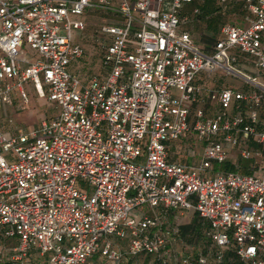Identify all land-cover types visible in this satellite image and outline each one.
<instances>
[{"label": "built area", "instance_id": "built-area-1", "mask_svg": "<svg viewBox=\"0 0 264 264\" xmlns=\"http://www.w3.org/2000/svg\"><path fill=\"white\" fill-rule=\"evenodd\" d=\"M193 1L0 0V106L31 89L54 110L0 127V264H264V0L210 53L182 29ZM91 14L103 72L81 77ZM216 72L245 86L191 117ZM189 137L198 164L177 152Z\"/></svg>", "mask_w": 264, "mask_h": 264}, {"label": "crops", "instance_id": "crops-1", "mask_svg": "<svg viewBox=\"0 0 264 264\" xmlns=\"http://www.w3.org/2000/svg\"><path fill=\"white\" fill-rule=\"evenodd\" d=\"M195 1L197 0H194L193 3L186 5L182 11V14H190L192 8L194 7H199L200 10H202V12L199 15V17L193 18L192 22L183 25L182 29L190 33L193 41L204 52L210 53L213 50V46L215 42L218 39H220L221 35L219 33V28L222 24L233 23L239 26H244L246 24L245 17L248 15V12L244 7V0H228V2L225 4L227 5L226 6L227 8H230L227 10V13L234 16L235 22L224 21L223 18H221L220 14L218 13V9H220V7L223 5L220 4L218 0H202L201 4L199 5L195 4L196 3ZM235 7H239L237 9L238 13H235L236 12ZM98 16L99 14L97 15L91 14L89 16L84 17V21H86L85 31L94 34L95 28L97 27V23H98L95 17ZM80 40L81 38H79L77 41L81 43ZM31 57L34 60L38 58V56L35 53H32ZM70 69L78 73L80 71L79 63L76 62L72 64L70 66ZM225 77L231 78L233 83L232 84L227 83V80L224 79ZM195 83L201 86L203 90L201 91L200 98L198 99V101H196L190 107L191 117H193L195 110L198 108L203 109L206 114H210L214 110L215 103L211 101V99H209V95L211 94L212 91L220 89L222 87H231L235 89H240L245 86L240 79L225 76L221 72H216L213 74H200L196 77ZM13 100H17L18 102L20 101L19 98H17L16 96L14 97ZM31 102L32 101L30 95V104ZM0 127L7 132H16L18 129H21V128H12L4 124H0ZM177 146H179V148L180 147L182 148V149L180 148L181 152H183L184 149L187 148V144H182ZM176 158L180 159V156L178 155L176 156ZM171 159H174V157L171 156ZM181 160L184 161L182 157ZM184 162L187 163V161ZM245 165L246 162L245 163H243V161L240 162V167H241L240 171H246L244 170Z\"/></svg>", "mask_w": 264, "mask_h": 264}, {"label": "rangeland", "instance_id": "rangeland-1", "mask_svg": "<svg viewBox=\"0 0 264 264\" xmlns=\"http://www.w3.org/2000/svg\"><path fill=\"white\" fill-rule=\"evenodd\" d=\"M195 2V4L199 5L201 4L202 0H197ZM226 6L227 5L221 6L220 9H218V13L224 21L235 22L234 16L227 13V10L230 8H227ZM238 8L239 7H235V13H238ZM84 17H86V15ZM95 18L98 22L99 16ZM84 31L83 38H81L80 40V44H82L85 53L83 57L78 60L80 67V71L78 72V74L81 77H84L87 73L95 75L102 74L103 68L101 66V59L103 57V49L100 45L95 42V35L93 33H88L87 31ZM25 48L28 50L29 54L32 55L33 51H31L28 47ZM224 79L227 80V83L229 84L233 83L231 78L225 77ZM174 92L175 94H179L178 91ZM30 94L32 102L31 104H29L28 107H23L17 100H13V103L11 105H1L0 124L8 125L12 128H21L27 131H32L34 127L39 124L42 117H48L49 115H52L54 113L53 104L51 102H46L44 98L37 97L34 91L31 89ZM9 118L13 120L11 124L8 123ZM183 144H192V146L191 148L184 149L183 152H181L178 148L177 152L181 154V157L184 161H187V163L198 164L200 161V155L195 153L194 147L197 146L194 143L193 137H189L187 140L183 141ZM187 153H189L190 156L187 155ZM243 163H245V161H243ZM214 165L216 168H221L224 166V164L217 163H215ZM79 187L90 188L83 183H79Z\"/></svg>", "mask_w": 264, "mask_h": 264}, {"label": "trees", "instance_id": "trees-1", "mask_svg": "<svg viewBox=\"0 0 264 264\" xmlns=\"http://www.w3.org/2000/svg\"><path fill=\"white\" fill-rule=\"evenodd\" d=\"M201 12H202V10H201ZM222 168H223L224 170H233V168H232L231 166H229V165H224ZM189 228H190V225H187V226H184V227H183V230L186 231V230H188Z\"/></svg>", "mask_w": 264, "mask_h": 264}]
</instances>
